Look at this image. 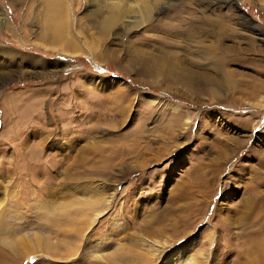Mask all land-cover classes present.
<instances>
[{
    "label": "rangeland",
    "instance_id": "obj_1",
    "mask_svg": "<svg viewBox=\"0 0 264 264\" xmlns=\"http://www.w3.org/2000/svg\"><path fill=\"white\" fill-rule=\"evenodd\" d=\"M180 254L264 264V0H0V264Z\"/></svg>",
    "mask_w": 264,
    "mask_h": 264
},
{
    "label": "bare ground",
    "instance_id": "obj_2",
    "mask_svg": "<svg viewBox=\"0 0 264 264\" xmlns=\"http://www.w3.org/2000/svg\"><path fill=\"white\" fill-rule=\"evenodd\" d=\"M173 255L169 256L168 259L164 262V264H183V263H186V262L189 263V264L190 263H195V261L192 262V259L189 256H185V255H181L180 254L179 257L176 258L177 255H175V256H173Z\"/></svg>",
    "mask_w": 264,
    "mask_h": 264
}]
</instances>
